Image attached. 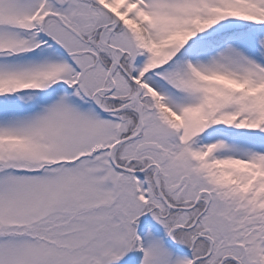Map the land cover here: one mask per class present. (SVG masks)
I'll return each mask as SVG.
<instances>
[{"label":"snow or ice","instance_id":"1","mask_svg":"<svg viewBox=\"0 0 264 264\" xmlns=\"http://www.w3.org/2000/svg\"><path fill=\"white\" fill-rule=\"evenodd\" d=\"M0 264H264V0H0Z\"/></svg>","mask_w":264,"mask_h":264}]
</instances>
